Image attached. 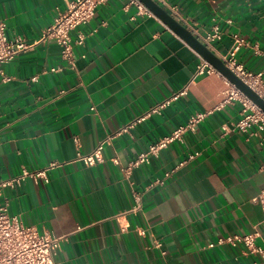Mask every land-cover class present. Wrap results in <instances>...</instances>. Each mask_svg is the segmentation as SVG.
<instances>
[{"label": "crops", "instance_id": "1", "mask_svg": "<svg viewBox=\"0 0 264 264\" xmlns=\"http://www.w3.org/2000/svg\"><path fill=\"white\" fill-rule=\"evenodd\" d=\"M70 1L0 0V18L9 37L33 41ZM155 1L188 28L206 30L217 18L223 35L213 47L221 54L229 34L241 33L260 53L243 47L238 59L264 71V0ZM136 10L128 0L96 7L70 33L73 40L85 35L74 46V67L53 41L2 64L9 80L0 78V180L54 166L47 183L25 178L3 189L0 201L8 199L9 213L24 224L66 237L59 264H252L259 258L245 255L242 244L207 245L253 231L264 244V214L252 201L264 187V148L255 136L223 130L241 110L239 102L221 104L225 77L203 74L189 83L199 54L157 16ZM185 85L186 93L171 98ZM167 99L159 113L145 115ZM196 112L207 115L194 131L128 169ZM101 141L102 161L76 159ZM167 171L162 185L147 188Z\"/></svg>", "mask_w": 264, "mask_h": 264}, {"label": "built area", "instance_id": "2", "mask_svg": "<svg viewBox=\"0 0 264 264\" xmlns=\"http://www.w3.org/2000/svg\"><path fill=\"white\" fill-rule=\"evenodd\" d=\"M108 0H72L68 3L67 8L53 18L50 25L42 30L37 40L28 41L24 38L14 36L9 37L6 31V24L0 18V78L2 81H8L9 77L5 75L1 66L14 59L18 54L34 48L38 43L53 41L60 47L61 58L68 65L74 67L75 53L74 46L82 45L85 35L82 32L77 33L75 40L71 38V31L78 26L90 21L95 13L96 7L104 4ZM129 4H134L137 8L136 15L154 16L140 0H128ZM226 23H231V19H226ZM189 26V25H187ZM188 28V27H187ZM202 43L211 49L223 61V63L248 86H250L262 99H264V71H251L247 69L238 59L237 53L243 47H252L255 53H260L258 44H251L249 40L241 33L234 31L229 34L230 45L226 52L221 54L213 47V42L222 39L223 30L221 22L213 18L210 27L203 30L198 27L189 26L188 28ZM200 57L194 73L189 80L191 83L197 76L203 74L221 75L203 57ZM60 67H52L50 71L58 72ZM226 88L222 92L223 103L239 102L241 104L240 117L229 124L222 126L225 132L238 131L248 136L258 138L259 145L264 148V111L257 107L248 99L239 89H237L226 78ZM187 85L172 95L171 98L186 93ZM169 99L160 102L152 107L145 115L150 113H159L160 109L165 107ZM207 113L196 112L189 116L187 122L174 128L168 135L151 143L147 150L140 152L129 162L128 169L137 167L141 164L149 163L151 157L157 156L160 150L166 148L173 141H181L187 131H194L199 123L205 118ZM105 141L98 143L92 151L86 154L77 153V160L82 161L85 165H93L103 160V149ZM199 155L198 151L189 153L177 167L195 159ZM53 164L40 169L28 170L23 168L15 176L0 180V195L5 188H14L25 178H31L35 183L43 181L47 183L49 177L47 172L53 168ZM172 171L164 173L162 178L155 179L147 185L150 188L154 185H162L165 178L169 177ZM136 202L135 210L139 209L140 196L135 190H132ZM252 201L258 204L264 214V187L258 194L252 198ZM133 209V210H134ZM257 231L220 236L215 241L208 243V247L215 245L229 244L237 246L242 244L245 247V255L257 256L259 260L253 261L252 264H264V244H258L256 238ZM66 240L65 236H59L50 230L39 231L35 226L26 225L18 215L9 213V200L0 201V264H59L56 256L61 248L62 242ZM159 246V244H156Z\"/></svg>", "mask_w": 264, "mask_h": 264}, {"label": "water", "instance_id": "3", "mask_svg": "<svg viewBox=\"0 0 264 264\" xmlns=\"http://www.w3.org/2000/svg\"><path fill=\"white\" fill-rule=\"evenodd\" d=\"M152 13L162 20L170 29L179 35L190 47H192L201 57L209 62L216 70L239 89L257 107L264 111V99H262L250 86L236 76L223 61L202 43L186 26L180 23L167 10L159 5L155 0H140Z\"/></svg>", "mask_w": 264, "mask_h": 264}]
</instances>
